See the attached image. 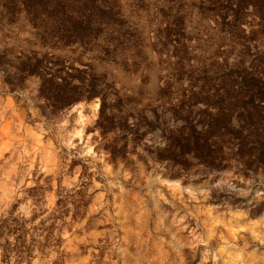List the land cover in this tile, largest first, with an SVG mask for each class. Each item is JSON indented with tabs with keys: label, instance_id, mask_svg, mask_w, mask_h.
<instances>
[{
	"label": "rangeland",
	"instance_id": "obj_1",
	"mask_svg": "<svg viewBox=\"0 0 264 264\" xmlns=\"http://www.w3.org/2000/svg\"><path fill=\"white\" fill-rule=\"evenodd\" d=\"M131 1L122 0L126 12L135 13L138 26L148 25L150 42H156L155 32L169 11L159 12L161 0L142 8ZM199 1L184 0L189 5L184 12L192 13L188 29L203 21L187 49L196 55L205 45L201 60H206L219 35L194 7ZM2 37L14 44L15 56L46 50L33 44L23 18L12 24L1 20ZM156 49L152 61L159 59ZM47 52L61 60L68 56V68L91 65L97 75L106 73L119 95L141 99L136 110L162 104L157 98L171 72L169 59L151 75L147 68L138 75L134 67L101 62L75 47ZM11 69L0 67V264H264L261 173L244 177L230 168L170 178L152 160L151 150L163 143L155 130L136 148L129 145L126 157L112 158L107 145L126 132H113L106 142L93 131L99 98L51 115L36 99L38 78L10 91L2 79Z\"/></svg>",
	"mask_w": 264,
	"mask_h": 264
},
{
	"label": "trees",
	"instance_id": "obj_2",
	"mask_svg": "<svg viewBox=\"0 0 264 264\" xmlns=\"http://www.w3.org/2000/svg\"><path fill=\"white\" fill-rule=\"evenodd\" d=\"M131 2L136 8L145 6L144 0ZM193 5L216 29L218 45L206 60L195 61L199 63L195 67V55L187 49L192 40L186 38L180 21L184 10L175 0H161L159 12H169L155 32L156 42L151 43L160 63L169 59L172 67L157 101L172 113L177 126L160 132L163 143L151 150L152 160L170 178L188 179L192 171L208 175L230 168L244 177L264 176V0H200ZM18 18L26 22L33 44L46 50L13 59H7L5 51L0 53V67L9 63L12 68L2 79L10 91L27 78H38L36 99L43 103L41 111L51 115L99 98L93 131L106 142L109 134L126 132L107 145L112 158L126 157L129 145L136 148L137 141L154 130L153 120L136 110L135 98L118 91L111 97L105 90L107 82L91 65L84 70L68 68L60 57L47 52L75 47L104 63L136 66L141 57L133 31L138 24L125 27L113 0H0V21L12 24ZM252 43L257 47L249 56ZM226 52H235L233 60L225 59ZM172 80L182 81L175 99L171 98ZM124 103L135 109L131 120L121 109ZM143 149L149 151L146 146Z\"/></svg>",
	"mask_w": 264,
	"mask_h": 264
},
{
	"label": "water",
	"instance_id": "obj_3",
	"mask_svg": "<svg viewBox=\"0 0 264 264\" xmlns=\"http://www.w3.org/2000/svg\"><path fill=\"white\" fill-rule=\"evenodd\" d=\"M180 4H178L179 8H181L182 10L187 9V7H189L188 4H186L184 2V0H178ZM145 2V6H149L151 4H155L156 2H158V0H144ZM113 4L115 7V13L118 16H121V23L129 28L130 25L136 21L135 18V13L131 12L130 10H128L126 12V5L122 3V0H113ZM181 25L182 27L185 29V35L187 39H191V38H197L199 30L201 28V26L203 25V21H196L193 26L191 28L188 29L187 24L190 22H192V13L191 11L188 12H183L181 15ZM133 34L135 36V41L136 44L138 46V52L140 54V60L137 63L136 66H134V72L138 73V75H140V72L142 71L143 68H147L149 70V75H151L152 72L155 71V69L157 68V66L160 64L159 60H155L152 61V56H153V51H154V44H152L150 42V37H149V27L148 25H142V26H138V28H136L133 31ZM0 46L4 47L3 48V52L5 51V55L6 58L8 59H13L16 58L15 56V46L13 43H11L9 40H7V38L2 37L0 38ZM257 45L255 43H252L250 45L248 54L249 56L253 53V51H255ZM208 50V47H206L205 45L200 44L198 46V53L195 56H192L193 60L199 61L202 58H204V54L205 52ZM235 54V52H234ZM233 54V55H234ZM63 56L62 61L64 63L68 64V56L65 57ZM229 56H225V59H228ZM73 61H71L72 63ZM3 70L4 71H8L10 70V64L6 63L3 65ZM137 75V74H136ZM103 79L107 82L105 83V90L106 92L110 95V94H114V90L112 87V83L111 81H107V74L105 73L103 76ZM165 81L168 79L167 76H165ZM160 80V76L157 75L155 81ZM181 80H172L170 82V85L173 87H176V92L177 94H180L181 92ZM135 91V89H134ZM152 97H154V94L152 95ZM135 103L140 104L141 103V99L136 97L134 99ZM144 105V104H143ZM121 109L124 111L125 113V117L127 120H130L132 118V116H134L136 114V112H134L133 110H131L132 108L129 107L126 103L122 104ZM142 115H144L148 121L153 120V127L154 130L156 132H161L162 130H166L168 128H171L173 126H177V122L175 117L172 115V113L168 110H166L162 104H157L153 107H149L147 105H144L140 110ZM196 111V107L193 109V112ZM155 136V135H154ZM156 137V136H155ZM154 137V138H155Z\"/></svg>",
	"mask_w": 264,
	"mask_h": 264
}]
</instances>
